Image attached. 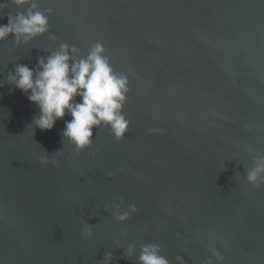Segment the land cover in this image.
Here are the masks:
<instances>
[{"label":"water","instance_id":"95a60500","mask_svg":"<svg viewBox=\"0 0 264 264\" xmlns=\"http://www.w3.org/2000/svg\"><path fill=\"white\" fill-rule=\"evenodd\" d=\"M39 7L53 9L56 41L48 33L27 45L11 35L0 41V82L16 64L35 68L59 43L86 55L99 41L128 77L122 111L130 125L119 141L94 127L92 145L77 154L61 136L70 116L33 134L35 104L0 87V264H136L146 243L159 244L169 264L177 255L203 264L211 248L224 264H264V184L245 180L253 156L264 155V0ZM3 11L0 24L18 10ZM114 203L137 211L117 221ZM130 242L136 253L123 258Z\"/></svg>","mask_w":264,"mask_h":264},{"label":"clouds","instance_id":"9594fccd","mask_svg":"<svg viewBox=\"0 0 264 264\" xmlns=\"http://www.w3.org/2000/svg\"><path fill=\"white\" fill-rule=\"evenodd\" d=\"M9 4L18 11L7 13V23L0 24V41L11 35L15 46L27 45L33 39L48 33V39L57 37L49 32V16L53 9H41L39 0H3L0 2V19L4 18V9ZM46 57H39L35 68L25 64H16L9 72L6 82L19 89L39 110L31 121L32 132L51 130L56 121L68 115L61 136L69 142L79 154L93 142V128L105 127L115 140L124 139L130 121L123 114V105L127 99L128 77L116 72L105 54L106 49L99 41L88 46L87 54L82 55L75 44L59 43L58 47L47 49ZM79 97V101H77ZM150 133L159 129H149ZM48 157H41V163H48ZM245 180L253 188L264 184V155H254L251 167L246 169ZM113 217L117 221H126L137 208L129 204L122 210L120 203L112 205ZM108 211V208H105ZM92 226L85 224L81 235L92 237ZM179 235V234H178ZM137 244L130 242L123 253V258H131L136 253ZM159 244L139 245L136 264H169L167 257L160 254ZM210 256L203 264H224V256L216 248L210 249ZM111 252L105 254V260H111ZM178 264H184L182 256L177 255Z\"/></svg>","mask_w":264,"mask_h":264}]
</instances>
